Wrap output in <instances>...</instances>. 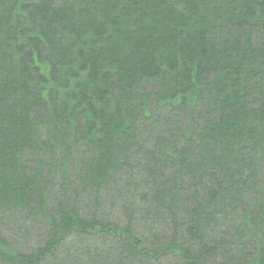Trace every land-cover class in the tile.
Returning a JSON list of instances; mask_svg holds the SVG:
<instances>
[{
    "label": "trees",
    "instance_id": "16d2710c",
    "mask_svg": "<svg viewBox=\"0 0 264 264\" xmlns=\"http://www.w3.org/2000/svg\"><path fill=\"white\" fill-rule=\"evenodd\" d=\"M0 264H264V0H0Z\"/></svg>",
    "mask_w": 264,
    "mask_h": 264
}]
</instances>
